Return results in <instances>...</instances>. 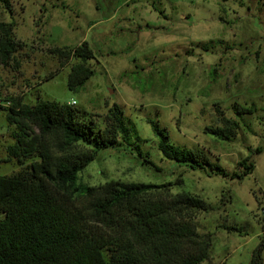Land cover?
I'll use <instances>...</instances> for the list:
<instances>
[{
    "label": "rangeland",
    "instance_id": "1",
    "mask_svg": "<svg viewBox=\"0 0 264 264\" xmlns=\"http://www.w3.org/2000/svg\"><path fill=\"white\" fill-rule=\"evenodd\" d=\"M8 1L10 10L0 0V21L14 23L22 44L11 65L0 63V104L13 96L75 101L97 129L118 104L130 141L100 149L79 181L171 183L174 193L196 194L209 209L195 222L212 237L202 264H249L264 244V0ZM84 41L94 73L71 90L73 60L63 64L49 48ZM223 117L238 122L229 139L205 130L224 126ZM153 122L214 167L166 158ZM13 130L0 106V175L22 168L7 153Z\"/></svg>",
    "mask_w": 264,
    "mask_h": 264
},
{
    "label": "trees",
    "instance_id": "2",
    "mask_svg": "<svg viewBox=\"0 0 264 264\" xmlns=\"http://www.w3.org/2000/svg\"><path fill=\"white\" fill-rule=\"evenodd\" d=\"M2 1L10 10L9 1ZM21 44L14 23L0 21L2 65L14 62ZM49 52L63 64L73 60L71 90L94 73L95 55L86 41ZM5 100L10 104L0 106L14 126L7 153L22 168L0 175V264H202L210 258L211 234L200 233L195 222L197 213L209 209L200 196L174 193L171 183L79 181L100 149L130 141L118 104L109 107L105 127L97 129L92 117L68 102ZM223 125L205 130L224 139L236 134V120L223 117ZM152 126L166 158L193 168L214 167L205 154L172 143L158 123ZM79 145L88 149L78 151ZM253 168L246 165L243 174ZM215 173L227 174L219 167ZM263 249L260 244L253 251L249 264H262Z\"/></svg>",
    "mask_w": 264,
    "mask_h": 264
},
{
    "label": "built area",
    "instance_id": "3",
    "mask_svg": "<svg viewBox=\"0 0 264 264\" xmlns=\"http://www.w3.org/2000/svg\"><path fill=\"white\" fill-rule=\"evenodd\" d=\"M9 104H10V102H7V103H6V105H9ZM71 104H72V105L75 104V101H73ZM263 211H264V208H263Z\"/></svg>",
    "mask_w": 264,
    "mask_h": 264
}]
</instances>
